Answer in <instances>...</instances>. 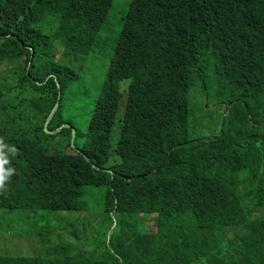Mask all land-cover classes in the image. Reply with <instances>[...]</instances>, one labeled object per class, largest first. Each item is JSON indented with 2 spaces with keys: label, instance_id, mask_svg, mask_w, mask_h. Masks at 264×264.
<instances>
[{
  "label": "trees",
  "instance_id": "obj_1",
  "mask_svg": "<svg viewBox=\"0 0 264 264\" xmlns=\"http://www.w3.org/2000/svg\"><path fill=\"white\" fill-rule=\"evenodd\" d=\"M117 1L0 0V66L27 57L26 80L98 47L112 56L88 130L72 125L90 161L52 147L57 134L70 146V128L34 125L27 107L46 116L55 84H35L39 105L4 92L0 72V135L19 150L10 191L0 195V234L23 239L4 221L19 214L35 249L0 254V264H66V250L51 261L33 234L47 235L42 213L78 209L86 185L107 187L102 209L119 216L112 264H264V36L247 39L253 20L228 0H132L122 18ZM206 97L231 104L220 137L223 107L207 109Z\"/></svg>",
  "mask_w": 264,
  "mask_h": 264
},
{
  "label": "rangeland",
  "instance_id": "obj_2",
  "mask_svg": "<svg viewBox=\"0 0 264 264\" xmlns=\"http://www.w3.org/2000/svg\"><path fill=\"white\" fill-rule=\"evenodd\" d=\"M131 1H117L116 11L119 13L120 18L124 17L128 12ZM115 30L118 32L119 28L116 27ZM102 49L103 47H98L86 56L71 55L63 61L75 71L77 79L71 83L69 91L64 95L58 119L65 121L64 124L74 125L83 132H86L89 128L94 102L101 96L103 86L107 80L109 63L112 56L110 57V54H105V51ZM4 67L6 68V65L0 66V72L4 70ZM214 106V103H209L208 101L207 107H211L214 112H217ZM58 119L55 123H57ZM37 124H41V121L38 119L34 125ZM21 127L27 129L28 124L22 122ZM57 130L52 131L56 132ZM52 143L54 148H58L64 153L76 154L81 150L83 140L77 137L74 142L75 146L72 147L71 144L69 146L68 138L57 134ZM106 190V187L85 186L80 200L83 205V210L81 211L42 213L45 214L46 218L39 220L41 221L39 226L47 235L40 236L39 230L34 232L33 240L35 246H38V252H49L51 254L50 259H54L52 255L54 254L53 250L56 245L61 243L65 246L73 245L74 242H77L73 237L74 234H79L80 231H89V236L86 237L83 245L79 247L87 255L89 253L94 254L96 257L106 255L108 251L102 243L104 238L103 233L109 226V220L102 209ZM4 221L10 226L11 230L17 229L18 237L23 239L18 244H14L9 240H4V233L0 234V249H2L0 254L33 255L35 249L31 248L30 242L26 239L30 231L28 221L25 218H21L19 214H15L12 221L6 218H4ZM152 228L153 230L155 229V222L152 223Z\"/></svg>",
  "mask_w": 264,
  "mask_h": 264
},
{
  "label": "clouds",
  "instance_id": "obj_3",
  "mask_svg": "<svg viewBox=\"0 0 264 264\" xmlns=\"http://www.w3.org/2000/svg\"><path fill=\"white\" fill-rule=\"evenodd\" d=\"M228 1L231 5V9H234L238 15L243 17L244 20H249V19L253 20V22L249 26V30L246 33L247 39H249V40L250 39H257V36H260V35L264 36V0H228ZM251 5H255V6L261 5V11L257 12L255 10H253L251 8ZM235 15L236 14H232V19L230 20L231 23L235 22ZM29 50L31 52H33L32 47H29ZM200 53H201V50L197 52L198 55H200ZM88 54L86 53L84 55L86 56ZM64 57H65V52L62 49L59 50L56 59L61 60V58H64ZM26 60H27V57L23 58L18 63L17 62L16 63H10V64L6 65V68L4 67V70L1 71L2 75L7 80V85H6L4 92L9 91L11 93V95L21 97L22 100L27 99V100H30V103H36V104L40 105L43 103V102H41L43 97L38 94V92L35 88V84H38L39 86L48 85L49 88H51V86L53 84H55L57 87V100H56V103L54 104V106L51 108V110L49 111V113L46 116H44L43 114L39 113L37 110H35L29 106L27 107V109L31 113H33L37 117L38 120L41 121V125L43 126V130L46 133L56 134V132H60L64 128H70L72 131L70 144L72 145L73 132H75V139H76L77 131L72 127L71 124L70 125L64 124L65 121L58 119V115H59V112H60L61 107H62V100L64 98L63 93L65 92V94H66L69 91L71 83L77 79V74L75 73V71L72 68H71L72 70L70 72L68 71L66 73L62 67L67 68V65L63 62V64H65V65L62 67L45 68L47 70V72L45 71V73H43L42 75H40L38 77H35L33 79H30V80H26V76L30 73V71H29L30 69H28V67H26ZM108 71H109V68H108ZM107 76H108V74H107ZM41 79H44V81L39 82L38 80H41ZM23 81L33 82V86H32V84L28 83V84H30V86L25 87L23 90L22 88L19 87V85ZM65 82H66V87L63 90L62 89V83L65 84ZM105 85H106V83L104 84L103 89H104ZM103 89H102V93H103ZM205 102H206L205 107L207 109H210L211 107L210 108L207 107L208 97L205 98ZM214 104H215V106H214L215 108L220 109L221 108L220 106L223 107V116H224V112H225V106L229 105V111H230L231 104H229V103L226 105H222L220 103H214ZM229 111H228V113H229ZM226 118H227V116H226ZM57 119H58V121H57V123H55V121ZM225 121H226V119H225ZM58 123H60V124L57 126V128L55 130H57L58 128L59 129L56 132L49 130V127L51 125L56 126ZM66 123H68V122H66ZM224 125H225V123H224ZM220 131H221V129H220ZM219 135H218V137L221 136V135L220 136ZM53 139H55V138H53ZM206 139H210V137H208ZM74 142H75V140H74ZM74 146L75 145L73 143L72 147H74ZM52 147H54V146L52 145ZM77 154L84 155L85 158L88 161H90V158L87 155L83 154L82 150H79ZM171 154H172V152L169 154L165 164L170 160ZM18 155H19L18 148L15 145H10V144L6 143L4 138L1 137V135H0V195H5L10 191L9 184L12 180V177L14 175H16V172H17L16 168L14 166H12V161ZM165 164H163L161 166V168H163L165 166ZM94 168L97 170L101 169L95 165H94ZM159 169L160 168H157V169L150 171L149 175L155 173ZM102 170L105 172L113 173V171L108 169V168H105ZM139 178H142V176L128 177V178H126V180L127 181H134V180H137ZM86 186H90V185H86ZM81 198L79 199V208L78 209H76V210H60V211H81V210H83V205L80 201ZM54 212H57V211H54ZM103 212L109 220V226H108L107 230L103 233V236L106 238L105 246H106L107 251H108V253L106 255H101L99 257H96L92 253H89L87 255L82 250V248L79 246L83 245V243L86 240V237L89 236L90 232L89 231H85V232L80 231L79 234L73 235V237L75 238V240H77V242H74V244L70 245V246H68V245L65 246L62 243L59 245H56L54 254L52 256L55 257L61 251L66 250L67 251L66 256H68L66 264H112L115 262L114 256H116L117 258H120V256L117 254H114L113 250L110 248L111 237H112V234H113L115 228L118 226L119 216H117L115 212H111V213H107L105 211H103ZM153 222H155V221H151L150 223H148L146 225L147 229H149L150 232L153 231V228H152ZM155 228H156V223H155ZM111 252L114 254V256L111 254ZM64 258H61V259H64ZM51 261H53V259H51Z\"/></svg>",
  "mask_w": 264,
  "mask_h": 264
},
{
  "label": "water",
  "instance_id": "obj_4",
  "mask_svg": "<svg viewBox=\"0 0 264 264\" xmlns=\"http://www.w3.org/2000/svg\"><path fill=\"white\" fill-rule=\"evenodd\" d=\"M228 111H229V105L228 106H225V112H224V116H223V120H222V125H221V131H220V135L222 133V129L224 127V123H225V119H226V116L228 114ZM219 135V136H220ZM74 140H75V132H73V137H72V145L74 143Z\"/></svg>",
  "mask_w": 264,
  "mask_h": 264
}]
</instances>
